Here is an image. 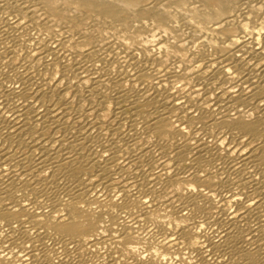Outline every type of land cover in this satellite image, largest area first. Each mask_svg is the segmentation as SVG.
<instances>
[{"label":"bare ground","instance_id":"1","mask_svg":"<svg viewBox=\"0 0 264 264\" xmlns=\"http://www.w3.org/2000/svg\"><path fill=\"white\" fill-rule=\"evenodd\" d=\"M261 28L264 0H0V264H262Z\"/></svg>","mask_w":264,"mask_h":264},{"label":"snow or ice","instance_id":"2","mask_svg":"<svg viewBox=\"0 0 264 264\" xmlns=\"http://www.w3.org/2000/svg\"><path fill=\"white\" fill-rule=\"evenodd\" d=\"M249 19H251V18H249ZM261 31L264 32V28H261ZM227 72H228V75L231 76L233 73V69L229 68V69H227ZM177 87H179V85H177ZM262 264H264V262H262Z\"/></svg>","mask_w":264,"mask_h":264}]
</instances>
